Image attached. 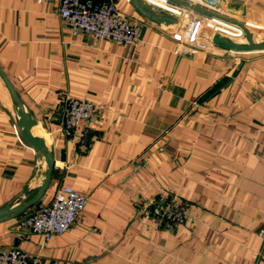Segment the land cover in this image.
I'll use <instances>...</instances> for the list:
<instances>
[{
  "label": "crops",
  "instance_id": "crops-1",
  "mask_svg": "<svg viewBox=\"0 0 264 264\" xmlns=\"http://www.w3.org/2000/svg\"><path fill=\"white\" fill-rule=\"evenodd\" d=\"M113 1L142 24L135 47L73 34L60 0H0V66L54 158L41 200L0 220V251L17 246L41 264H264V51L189 42L180 18L154 21ZM217 1L264 29V0ZM67 95L101 107L80 124L87 145L61 131ZM45 171L0 80V210L35 196ZM64 185L88 196L75 225L49 241L22 229ZM162 190L193 204L175 231L141 207Z\"/></svg>",
  "mask_w": 264,
  "mask_h": 264
},
{
  "label": "built area",
  "instance_id": "built-area-1",
  "mask_svg": "<svg viewBox=\"0 0 264 264\" xmlns=\"http://www.w3.org/2000/svg\"><path fill=\"white\" fill-rule=\"evenodd\" d=\"M189 1L207 8L217 2V0ZM186 10L177 8L174 14L181 18ZM59 15L69 25L73 34H90L99 41L110 40L133 47L140 40L142 24L120 12L113 0H60ZM186 39L189 42H197L191 35H186ZM209 40L212 41V36ZM100 115L101 107L95 102L67 95L61 131L72 143L87 145L85 137L79 130L80 124L82 121L94 123ZM19 141L26 145L20 137ZM87 202V195L72 186H61L48 203L41 204L28 217L22 219L20 227L40 234L45 241H49L53 236L63 234L75 225ZM192 206L191 202L169 190H162L149 202L141 205L148 212L154 226L165 231H175L186 223L192 216ZM259 235L264 240V226ZM0 264L41 262L37 255L13 246L0 251ZM52 264H57V261L54 260Z\"/></svg>",
  "mask_w": 264,
  "mask_h": 264
},
{
  "label": "water",
  "instance_id": "water-1",
  "mask_svg": "<svg viewBox=\"0 0 264 264\" xmlns=\"http://www.w3.org/2000/svg\"><path fill=\"white\" fill-rule=\"evenodd\" d=\"M166 1L172 5H176L184 9H189L209 18H215L232 26H236L241 30L242 35L246 38V42H239L233 40L231 37L223 36L220 32H216L212 35V42L214 44L220 45L226 49L236 51H264V34L260 39H257L246 22H242L226 15L220 14L215 10H212L200 4L192 3L189 0ZM131 2L142 14L154 21L166 24H178L180 22L177 15L159 5L149 3L146 0H131ZM162 12L166 13V15H161L160 13ZM0 78L10 94L16 113L18 127L20 129L22 137L28 144L32 145L37 150L38 154L46 161L45 179L43 184L39 188V192L29 200L25 198L16 206L12 207V205H9L0 210V220H2L8 216H12L25 210L26 208L41 200V197L45 193L51 181L52 171L54 167V158L49 146L46 143L45 138L34 133V126L37 124V121L35 118H33L32 114L26 110L25 105L18 95L15 87L13 86L8 76L4 73L1 66ZM32 192L33 191H30L29 195Z\"/></svg>",
  "mask_w": 264,
  "mask_h": 264
},
{
  "label": "rangeland",
  "instance_id": "rangeland-1",
  "mask_svg": "<svg viewBox=\"0 0 264 264\" xmlns=\"http://www.w3.org/2000/svg\"><path fill=\"white\" fill-rule=\"evenodd\" d=\"M208 7L212 10H218L217 12L220 14H227L224 4L220 1H217ZM180 19L181 23L178 27V31H180L181 34L193 36L197 42L206 41V39H209L216 32H220L223 35L231 37L233 40L246 42V38L242 35L240 29L235 26L232 27V25H228L227 23L219 21L215 18H209L205 15L187 9ZM248 26L257 39H260L264 34V29H258L257 27H253L251 25Z\"/></svg>",
  "mask_w": 264,
  "mask_h": 264
},
{
  "label": "bare ground",
  "instance_id": "bare-ground-1",
  "mask_svg": "<svg viewBox=\"0 0 264 264\" xmlns=\"http://www.w3.org/2000/svg\"><path fill=\"white\" fill-rule=\"evenodd\" d=\"M222 34V33H221ZM223 35V34H222ZM224 36V35H223ZM1 80V79H0ZM2 81V80H1ZM2 83H3V81H2ZM3 85H4V83H3ZM5 86V85H4ZM5 88H6V86H5ZM6 90H7V92H8V89L6 88ZM8 94H9V92H8ZM10 95V94H9ZM11 98V97H10ZM12 101V100H11Z\"/></svg>",
  "mask_w": 264,
  "mask_h": 264
}]
</instances>
